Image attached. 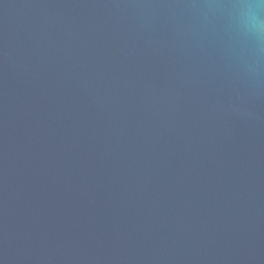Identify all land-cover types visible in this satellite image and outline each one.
Masks as SVG:
<instances>
[{
    "label": "water",
    "instance_id": "water-1",
    "mask_svg": "<svg viewBox=\"0 0 264 264\" xmlns=\"http://www.w3.org/2000/svg\"><path fill=\"white\" fill-rule=\"evenodd\" d=\"M0 264H264V3L0 0Z\"/></svg>",
    "mask_w": 264,
    "mask_h": 264
},
{
    "label": "clouds",
    "instance_id": "clouds-1",
    "mask_svg": "<svg viewBox=\"0 0 264 264\" xmlns=\"http://www.w3.org/2000/svg\"><path fill=\"white\" fill-rule=\"evenodd\" d=\"M260 3H264V0H260Z\"/></svg>",
    "mask_w": 264,
    "mask_h": 264
}]
</instances>
